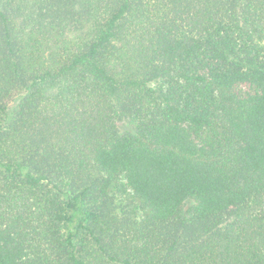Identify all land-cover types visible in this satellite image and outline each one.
Instances as JSON below:
<instances>
[{
	"label": "trees",
	"instance_id": "trees-1",
	"mask_svg": "<svg viewBox=\"0 0 264 264\" xmlns=\"http://www.w3.org/2000/svg\"><path fill=\"white\" fill-rule=\"evenodd\" d=\"M0 264H264V0H0Z\"/></svg>",
	"mask_w": 264,
	"mask_h": 264
}]
</instances>
